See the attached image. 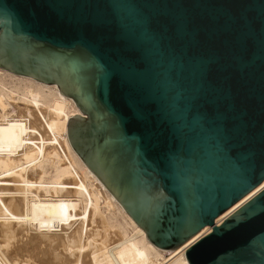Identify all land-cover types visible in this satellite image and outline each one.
<instances>
[{
	"label": "water",
	"instance_id": "1",
	"mask_svg": "<svg viewBox=\"0 0 264 264\" xmlns=\"http://www.w3.org/2000/svg\"><path fill=\"white\" fill-rule=\"evenodd\" d=\"M239 3L264 18V0H0V69L73 101L71 148L154 247L211 228L188 264H264V189L215 224L264 181V46L235 50L221 115L199 102L195 69L154 42L162 15L195 28ZM82 18L105 20L102 44L83 39ZM197 52L224 62L219 47Z\"/></svg>",
	"mask_w": 264,
	"mask_h": 264
},
{
	"label": "bare ground",
	"instance_id": "2",
	"mask_svg": "<svg viewBox=\"0 0 264 264\" xmlns=\"http://www.w3.org/2000/svg\"><path fill=\"white\" fill-rule=\"evenodd\" d=\"M75 115L55 85L0 69V264H188L185 251L211 228L174 251L154 247L71 148L66 129ZM263 189L264 181L215 224Z\"/></svg>",
	"mask_w": 264,
	"mask_h": 264
},
{
	"label": "snow or ice",
	"instance_id": "3",
	"mask_svg": "<svg viewBox=\"0 0 264 264\" xmlns=\"http://www.w3.org/2000/svg\"><path fill=\"white\" fill-rule=\"evenodd\" d=\"M239 11L222 20L213 19L190 27L184 19L167 18L162 15L159 23L154 50L167 51L191 68L195 69L199 102L215 109L221 115L225 106L226 94L223 81L227 80L233 68H243L242 58L235 55V50L250 46L259 39L264 46V18L259 22L250 19L239 3ZM84 29L83 39L92 44L104 42L103 18H82L77 22ZM219 47L224 52V62L219 63L215 57H204L197 50L204 47ZM228 110H234L228 105ZM132 111L139 117L142 114Z\"/></svg>",
	"mask_w": 264,
	"mask_h": 264
},
{
	"label": "rangeland",
	"instance_id": "4",
	"mask_svg": "<svg viewBox=\"0 0 264 264\" xmlns=\"http://www.w3.org/2000/svg\"><path fill=\"white\" fill-rule=\"evenodd\" d=\"M2 83H4L5 85H7L8 87H13V85L9 84L8 81L7 82H4L3 81ZM28 178H30V180L34 181L36 179V175H33V174L29 173L28 174ZM116 219H117V222L120 223L121 226L125 229V231L127 232V234H129L131 236L134 233L132 227L128 224V222L121 215L117 214L116 215ZM18 240H20L21 242L24 240V242H25V238H23V240L20 239V238H16V239L14 238V240H11V243H14L15 246H16V243L15 242L18 241ZM2 241H5V240L4 239L3 240L1 239V245L3 246V245L6 244V242L3 244ZM18 244H20V243L18 242ZM43 247H44V245H42V247H40V248L43 249ZM24 258H22V259H24ZM23 261H25V259ZM23 264H27V263H23ZM29 264H37V263L34 262V263H29Z\"/></svg>",
	"mask_w": 264,
	"mask_h": 264
}]
</instances>
